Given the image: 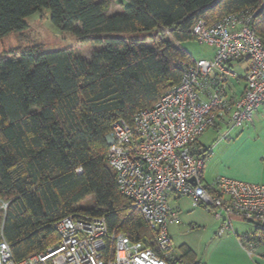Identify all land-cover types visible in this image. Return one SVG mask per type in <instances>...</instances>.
Here are the masks:
<instances>
[{"label": "trees", "instance_id": "obj_1", "mask_svg": "<svg viewBox=\"0 0 264 264\" xmlns=\"http://www.w3.org/2000/svg\"><path fill=\"white\" fill-rule=\"evenodd\" d=\"M111 1L0 0V39L48 8L57 28L101 46L90 62L73 48L0 53V240L15 262L56 246L55 224L71 214L104 217L111 230L155 248L154 231L106 161L112 125L132 122L179 82L175 62H193L182 43L195 39L197 20L255 9L252 27L264 39V0H120L122 13L110 15ZM256 233L264 246V226ZM191 256L185 248L169 264H203Z\"/></svg>", "mask_w": 264, "mask_h": 264}, {"label": "built area", "instance_id": "obj_2", "mask_svg": "<svg viewBox=\"0 0 264 264\" xmlns=\"http://www.w3.org/2000/svg\"><path fill=\"white\" fill-rule=\"evenodd\" d=\"M255 15L248 8L211 24L197 20L192 34L213 47L212 57L177 60L179 82L132 122L116 121L107 135L106 161L117 173L121 194L154 231L155 248L111 230L104 217L71 214L55 224L60 240L44 254L15 262L8 243L0 240V264H169L177 257L170 227L179 221L170 194L186 196L193 207L210 212L219 222V235L234 232L235 219L264 226V183L227 177L205 182L211 148L199 143L220 123L234 129L252 122L264 104V39L252 27ZM241 62L247 64L243 77L232 68ZM232 80H243L241 91ZM240 242L253 259L263 245L259 234L256 241L246 235Z\"/></svg>", "mask_w": 264, "mask_h": 264}, {"label": "rangeland", "instance_id": "obj_3", "mask_svg": "<svg viewBox=\"0 0 264 264\" xmlns=\"http://www.w3.org/2000/svg\"><path fill=\"white\" fill-rule=\"evenodd\" d=\"M124 4L120 0H112L109 14L122 13ZM27 28L22 32H13L0 39V53L9 51L12 48L37 47L44 51H54L64 48H73L84 60L90 62L94 53L101 49V46L83 44L70 32L62 31L51 22V11L43 8L25 19ZM140 38L147 39L143 43L151 45L149 34H140ZM185 49L193 58L199 60L209 58L213 54V47L201 43L196 39L182 43ZM245 63H235L232 66L234 71L241 77L245 73ZM238 90L242 88L243 80L237 82L232 80ZM212 128L203 135V141H208L213 137ZM202 136V135H201ZM210 181V179H207ZM169 203L177 211L178 223L170 227L171 237L174 242L175 251L178 257H182L185 248L192 250L191 259L199 263L209 264H233L240 261V264H264V246L258 245L254 252V259L250 257L248 251L242 247L239 240L248 234L255 237L257 223L245 222L235 223V230L239 236L232 235L237 241L236 244L227 241L228 234L217 235L219 222L213 225V217L203 208H195L191 200L186 196L176 199V195H171ZM93 204V199L88 198L81 205L89 207ZM215 221V220H214Z\"/></svg>", "mask_w": 264, "mask_h": 264}, {"label": "crops", "instance_id": "obj_4", "mask_svg": "<svg viewBox=\"0 0 264 264\" xmlns=\"http://www.w3.org/2000/svg\"><path fill=\"white\" fill-rule=\"evenodd\" d=\"M241 63L247 65L246 62ZM243 87L244 83L242 84ZM241 89L238 91H241ZM212 132L214 135L210 140L203 141V135L206 131L199 139L202 147L211 148V153L206 161L203 172L205 182L212 183L218 177H227L246 182L264 183V104L258 109L252 122L234 129H229L227 124L220 123L218 127L212 128ZM208 178L210 181L207 180ZM171 195L175 194H170L169 198ZM179 198L176 195V199ZM208 213L212 215L210 212ZM211 217L214 218L213 215ZM241 222L235 219L233 226L235 223ZM216 224L217 220L214 218L213 225ZM215 228L217 229L218 236L228 234L229 236L224 240L231 241L234 244L237 243L232 237V235L239 236L236 233L235 226L234 232L228 231L223 235L218 234L219 227L215 226ZM246 235L248 234H244V236ZM240 244L246 249L241 242ZM233 264H240V261H236Z\"/></svg>", "mask_w": 264, "mask_h": 264}, {"label": "water", "instance_id": "obj_5", "mask_svg": "<svg viewBox=\"0 0 264 264\" xmlns=\"http://www.w3.org/2000/svg\"><path fill=\"white\" fill-rule=\"evenodd\" d=\"M193 181V180H192Z\"/></svg>", "mask_w": 264, "mask_h": 264}]
</instances>
